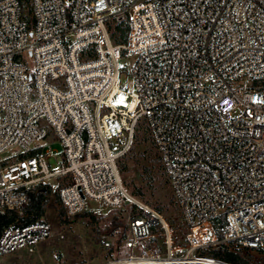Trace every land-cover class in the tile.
Wrapping results in <instances>:
<instances>
[{
	"label": "built area",
	"instance_id": "1",
	"mask_svg": "<svg viewBox=\"0 0 264 264\" xmlns=\"http://www.w3.org/2000/svg\"><path fill=\"white\" fill-rule=\"evenodd\" d=\"M117 22L123 41L113 39ZM142 125L179 203L184 246L121 178ZM55 139L63 153L46 147ZM6 150L15 159L0 160V212L22 214L52 178L67 181L59 198L70 217L91 202L129 203L120 264H232L205 252L264 248V0H0ZM50 234L45 220L11 225L0 257Z\"/></svg>",
	"mask_w": 264,
	"mask_h": 264
},
{
	"label": "rangeland",
	"instance_id": "2",
	"mask_svg": "<svg viewBox=\"0 0 264 264\" xmlns=\"http://www.w3.org/2000/svg\"><path fill=\"white\" fill-rule=\"evenodd\" d=\"M132 61L131 57L123 60L129 65H132ZM128 89H135L131 77H128ZM46 147L64 152V146L58 139ZM12 155L11 150L0 152V160L5 157L15 159ZM48 162L52 170L61 167V162L55 157L48 158ZM118 164L128 190L139 201L159 211L171 225L175 244L184 246L187 227L159 151L145 125L138 130ZM65 183L67 181L61 178H52L45 183L52 190L47 195L48 203L42 219L50 224L51 234L38 242L34 251L22 248L8 253L0 257V264H110L129 254L127 242L130 237L131 205L128 203L117 210L102 208L91 202L87 210L70 217L59 198V189ZM253 254L257 259H264V254Z\"/></svg>",
	"mask_w": 264,
	"mask_h": 264
},
{
	"label": "trees",
	"instance_id": "3",
	"mask_svg": "<svg viewBox=\"0 0 264 264\" xmlns=\"http://www.w3.org/2000/svg\"><path fill=\"white\" fill-rule=\"evenodd\" d=\"M126 35L127 27H125L123 23L117 22L113 31V39L115 41H123ZM51 190V186L47 184H41L31 190L29 192L28 202L22 214L11 209L1 211L0 236L5 229L11 225H25L43 220L42 217L45 214L48 203L47 195ZM253 252L264 254V248L248 249L222 245L217 249L206 251L205 254L232 264H264V259H257Z\"/></svg>",
	"mask_w": 264,
	"mask_h": 264
},
{
	"label": "bare ground",
	"instance_id": "4",
	"mask_svg": "<svg viewBox=\"0 0 264 264\" xmlns=\"http://www.w3.org/2000/svg\"><path fill=\"white\" fill-rule=\"evenodd\" d=\"M122 262V260H117V261H113L110 264H120Z\"/></svg>",
	"mask_w": 264,
	"mask_h": 264
}]
</instances>
